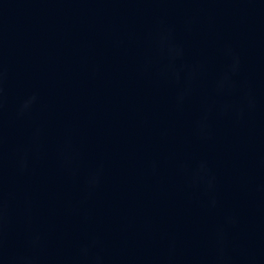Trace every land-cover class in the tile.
I'll return each instance as SVG.
<instances>
[{
  "label": "water",
  "instance_id": "95a60500",
  "mask_svg": "<svg viewBox=\"0 0 264 264\" xmlns=\"http://www.w3.org/2000/svg\"><path fill=\"white\" fill-rule=\"evenodd\" d=\"M0 264H264V0H0Z\"/></svg>",
  "mask_w": 264,
  "mask_h": 264
}]
</instances>
